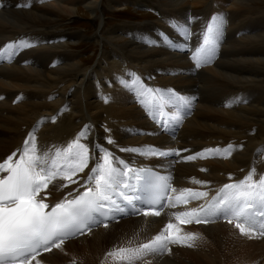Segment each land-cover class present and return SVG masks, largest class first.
<instances>
[{"label": "bare ground", "instance_id": "obj_1", "mask_svg": "<svg viewBox=\"0 0 264 264\" xmlns=\"http://www.w3.org/2000/svg\"><path fill=\"white\" fill-rule=\"evenodd\" d=\"M137 1L147 4L145 0ZM150 2L158 14L162 9L175 12L171 20L181 23L189 16L197 20L211 12L210 22L213 15L226 14L224 36L215 59L200 69H195L191 59L199 34L209 22L191 25L196 35L188 42V50L181 52L161 43V32L173 41H181L169 22L159 23V29H151L152 23H147L144 30L125 27L132 25L105 30L104 6L124 10L128 0H0V42L10 39L0 45V162L22 148L34 126L38 127V147L47 151L53 146L66 147L89 125V139L82 142L90 148L99 142L133 167L152 168L163 176H171L177 189L210 191L212 196L224 184L243 179L253 167L257 173L254 179L264 175V8H258L261 0ZM24 4L30 7H16ZM200 4L204 9L195 13V6ZM77 5L93 16L92 23H98L93 39L99 43L100 53L91 69L74 52L85 35L64 31L59 22L61 16L79 14ZM245 26L251 31H243ZM125 37L128 40H123ZM144 38L157 41L159 46H150L143 42ZM20 39L33 46L22 50L5 48ZM125 72L136 73L149 87L171 88L184 97H195L190 113L183 116L178 126L163 132L141 106L135 92L118 83L116 77ZM105 96L111 97L107 104ZM175 115L177 109L164 108V119ZM160 118L157 111V119ZM42 119L44 123L38 124ZM104 127L111 129L116 145L106 143L108 133ZM140 131L155 134H137ZM229 144L233 149L227 158L210 153L205 154L207 158L194 161L181 158L208 148L223 150ZM149 145L181 150V157L157 158L119 151L120 147L146 149ZM94 163L90 161L85 172ZM79 175L86 178L83 173ZM193 178L207 181V187L194 184ZM66 183L59 177L53 181L50 191L45 192V202L54 204L78 187L70 183L64 187ZM198 203L168 207L159 216H119L108 222L107 228L101 224L66 241L63 251L42 253L43 264H125L119 256L107 253L147 243L168 223L182 235L195 233L194 246L171 244L170 250L151 254L137 264H264V237L242 236L222 217L214 223L180 226L173 213Z\"/></svg>", "mask_w": 264, "mask_h": 264}, {"label": "snow or ice", "instance_id": "obj_2", "mask_svg": "<svg viewBox=\"0 0 264 264\" xmlns=\"http://www.w3.org/2000/svg\"><path fill=\"white\" fill-rule=\"evenodd\" d=\"M21 6L30 7L29 4L18 5ZM194 22L193 16H189L184 23L170 20L169 26L181 37V41H173L161 32L159 35L163 46L173 51L188 50V42L196 35L191 28ZM226 23V14H215L206 29L199 34L198 47L191 55L195 69L215 59ZM143 42L159 46L157 41L150 38H144ZM32 46L31 42L20 39L5 45V48L22 50ZM116 79L122 87L135 92L141 106L165 133L170 127L182 123L183 116L190 113L195 100V97H184L171 88L149 87L134 72H125ZM103 99L107 104L111 97L105 96ZM166 106L177 109V115L164 119ZM157 111L161 113L160 119H157ZM52 121H56L55 116ZM43 123V119L38 122ZM104 131L108 133L106 143L116 145L111 129L104 127ZM37 132L38 127L34 126L24 139L22 148L0 162V264H43L42 253H50L53 249L63 251L66 241L83 235L85 230L90 232L93 227L101 224L107 228L108 222L122 215L142 213L145 217L159 216L165 208L188 205L192 201L200 203L186 211L173 213L179 223L209 224L222 217L228 224H233L242 236L249 239L264 237V175L254 179L257 175L254 167L243 179L224 184L216 190L215 195L210 196V191L177 189L173 187L171 176L158 173L150 175L147 169L133 167L99 142L90 148L88 143L82 142L89 139V125H85L66 147L53 146L47 151L38 147ZM137 134L155 133L140 131ZM232 149L233 145L229 144L223 150L208 148L183 157L181 150H165L151 145L146 146V149L120 147L119 151L139 156L181 157L184 161H194L207 158L206 153L227 158ZM182 151L187 152L188 149ZM90 161L95 162L94 166L85 172ZM81 173L86 178L82 179L79 175ZM58 177L67 182L64 187L68 183L78 187L58 202L46 203L45 192L50 191L49 185ZM229 179H232L231 176ZM133 181L140 184V187ZM192 182L204 187L208 185L207 181L195 178ZM196 239L195 233L182 235L172 223H168L147 243L137 247H122L107 255L119 256L125 264H137L151 254L170 250L171 244L193 247L192 241Z\"/></svg>", "mask_w": 264, "mask_h": 264}, {"label": "rangeland", "instance_id": "obj_3", "mask_svg": "<svg viewBox=\"0 0 264 264\" xmlns=\"http://www.w3.org/2000/svg\"><path fill=\"white\" fill-rule=\"evenodd\" d=\"M145 1L147 2L146 4L147 6L139 4L137 0H128L127 3L128 5L126 4L124 10H119V11H114L104 6L103 12L106 15L105 17H103L106 22L104 29L105 30H108L109 28L112 29L118 25H132L125 27L127 28L137 27L139 30H144L145 28H148L147 23H152L150 24L149 28L159 29L161 28L159 26V23L163 24L164 22H169L171 20V17L175 13L172 12L170 9H162L158 14L155 11V9H153L154 6L150 2L154 0H145ZM16 7L18 8V6ZM76 7L77 9H79V14L72 15L70 17L71 19L66 18L65 16H61V18L59 19V22L61 24L60 23L59 24L61 25V28H63L64 31L79 32L85 35V39L80 42V46L78 48L74 49V52L79 55L80 60H84L83 63L85 67L91 69L96 64V61L100 53V45L99 43L96 42V40L93 39V34L96 30V27H98V23L97 22L92 23L93 16L85 8L79 5H77ZM204 7L205 6L203 4L196 5L194 8V10L196 11L194 12L198 13L202 11ZM10 8L11 7H9L8 9ZM258 8L261 9L264 8V0H261V5L258 6ZM210 15L211 12L210 14H208L207 17L195 20L193 24L199 26L206 25L210 20ZM242 30L251 31L249 26H245L244 28H242ZM123 40H128V38L125 37ZM5 42H0V45ZM22 103H24V100Z\"/></svg>", "mask_w": 264, "mask_h": 264}]
</instances>
